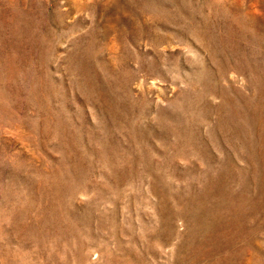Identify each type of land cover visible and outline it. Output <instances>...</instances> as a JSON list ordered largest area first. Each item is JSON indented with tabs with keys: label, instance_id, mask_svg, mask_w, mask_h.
Here are the masks:
<instances>
[{
	"label": "rangeland",
	"instance_id": "1",
	"mask_svg": "<svg viewBox=\"0 0 264 264\" xmlns=\"http://www.w3.org/2000/svg\"><path fill=\"white\" fill-rule=\"evenodd\" d=\"M0 264H264V0H0Z\"/></svg>",
	"mask_w": 264,
	"mask_h": 264
}]
</instances>
